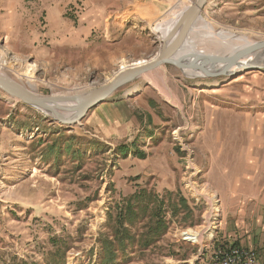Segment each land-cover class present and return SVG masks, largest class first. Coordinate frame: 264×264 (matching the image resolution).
<instances>
[{
    "label": "rangeland",
    "instance_id": "374dc122",
    "mask_svg": "<svg viewBox=\"0 0 264 264\" xmlns=\"http://www.w3.org/2000/svg\"><path fill=\"white\" fill-rule=\"evenodd\" d=\"M195 1L0 0V71L42 96L88 91L125 61L153 58L157 27ZM202 17L264 40V0H210ZM194 34L195 56H219ZM163 69L148 74L174 103L145 74L73 126L0 91V264H210L203 245L252 227L264 259V68ZM212 205L215 228L202 244L184 240L209 225ZM121 210L132 244L111 260L104 241L123 230ZM159 220L167 227L154 232Z\"/></svg>",
    "mask_w": 264,
    "mask_h": 264
},
{
    "label": "water",
    "instance_id": "95a60500",
    "mask_svg": "<svg viewBox=\"0 0 264 264\" xmlns=\"http://www.w3.org/2000/svg\"><path fill=\"white\" fill-rule=\"evenodd\" d=\"M209 1L196 0L184 11L177 29L167 41H164L159 52L153 58L146 63L132 65L127 69L120 70L110 82L104 85L82 93L42 96L13 78L0 74V91L10 95L23 104L32 106L51 116L61 125L73 126L83 120L91 109L107 102L122 87L164 65H174L182 71H201L205 74L204 77L230 76L232 74H227L226 70L232 66H242L241 71L263 69L264 65H261L259 62L252 64L249 62L252 59L248 58L256 51L264 50V40L257 41L255 44L227 56L177 57V54L183 47L186 36L195 22L202 17L204 8ZM246 58L247 61H242ZM208 65H222L223 68L221 71L214 72L207 68ZM69 104H74V109L77 111L75 116L67 117L64 114V112L70 110L69 107H66Z\"/></svg>",
    "mask_w": 264,
    "mask_h": 264
},
{
    "label": "bare ground",
    "instance_id": "6f19581e",
    "mask_svg": "<svg viewBox=\"0 0 264 264\" xmlns=\"http://www.w3.org/2000/svg\"><path fill=\"white\" fill-rule=\"evenodd\" d=\"M183 13H184L183 11H179L178 13L173 15L169 20H167L162 25L157 27V28L160 29L161 32H163L164 41H167L171 37V35L174 33V31L177 29L178 25L180 24L181 17L183 15ZM154 29H155V27H153V31H155ZM159 29H157V30H159ZM196 31H199V33H201V35L206 40L217 43L215 45L219 46L217 49H218V51H220V53H218V54L216 53V54L219 55V56L231 55V54H233L236 51H239L241 49H244V48L249 47V46H251V45L256 43L253 40L249 39L247 36L242 35V34H234L232 32H223V31H221V32L215 31L213 26L206 19H204L203 17H200L195 22V24L193 25L192 29L190 30V32H189L190 34L188 33L189 36L188 35L186 36V38L184 40L183 47L181 48V50L177 54V57H185V56L186 57L189 56V58L195 57V55H194L195 53L193 54V52L191 51L190 45H191V43H194V39H195V34L194 33ZM215 50H210L209 52L201 53L199 55L197 54V56L213 57L211 52L212 51L215 52ZM223 52L225 53L224 55H223ZM221 53H222V55H220ZM248 59H252L251 61H249L252 64L255 63V62H259L261 65H264V50L256 51ZM148 61L149 60H146V59H139V60H136V61L131 62V63H128V62L125 61L122 64L121 69H127L128 67H130L132 65H139V64L146 63ZM242 61H247V58L242 60ZM245 63H247V62H245ZM163 67L164 66H161V67L157 68L156 72L158 73L159 71H161L162 74H163V70H164ZM207 68L209 70H211V71L217 72V71H221L223 66L222 65H208ZM242 68H243L242 66H239V67L232 66L228 70H226V73L227 74L228 73L234 74V73H237V72L241 71ZM183 73L185 75H188V76H191V77L205 76L204 73H202L201 71H197V70H184ZM0 74L4 75L1 71H0ZM117 74H118V72L116 74H114L112 77H110L108 79V82H110ZM147 75L148 76H146V79L148 81V84H150L151 86L156 87L158 89L159 93L162 96L164 95V97L168 98L169 101L174 103L175 100L172 98V95L169 92V90H168L166 84L164 83V81L163 82H159V81H157L158 78H156V76L154 78V76H150V74H148V73H147ZM158 75H160V74H158ZM218 83L219 82H214V85H217ZM138 86L139 85L134 87V89L136 90V88ZM134 89L128 90L127 93L128 94L133 93L135 91ZM76 90H81V89H74L72 91H69L68 94H74ZM79 93H82V92H79ZM168 96H170L174 101L171 100ZM5 98L9 99V97H7V96ZM73 105H71V104H69L68 106L66 105V107L70 108V110L68 112H64V114L67 117L75 116V114L77 113V111H76V109H74ZM202 194H205L208 197V199L210 200V202H212L214 200V198L212 196H210L206 191L202 192ZM212 206H213L212 211H210L208 213L209 225L207 227H202V228L197 229V230H189L188 233H187L188 234L187 238L194 240L195 243L202 244L203 236L205 235V233L207 231L215 228V225H214V223H212L210 221V218H212L214 216V214L217 212V206L216 207H214V205H212Z\"/></svg>",
    "mask_w": 264,
    "mask_h": 264
},
{
    "label": "built area",
    "instance_id": "2783aa9c",
    "mask_svg": "<svg viewBox=\"0 0 264 264\" xmlns=\"http://www.w3.org/2000/svg\"><path fill=\"white\" fill-rule=\"evenodd\" d=\"M187 233L188 231H184L182 233L184 235L183 239L192 244H197L194 240L187 238ZM211 237L212 239L214 238L213 235H211ZM203 246H205L206 249H209L208 253L210 256V264H264V260L262 259L259 251L254 248L243 247L235 244H224L221 241L218 242L216 237L213 239V242Z\"/></svg>",
    "mask_w": 264,
    "mask_h": 264
},
{
    "label": "trees",
    "instance_id": "16d2710c",
    "mask_svg": "<svg viewBox=\"0 0 264 264\" xmlns=\"http://www.w3.org/2000/svg\"><path fill=\"white\" fill-rule=\"evenodd\" d=\"M171 195H173V193H171ZM141 200H143V197L141 198ZM179 201L181 203H183L186 207V209H188V212H191L189 206L187 205V200L185 199V197H180ZM139 209H143V211H145V208H143V206H141ZM128 214L130 216L133 215V212L131 210H129ZM160 215L158 214L157 217H159ZM119 220L120 221V226L119 229L122 228L123 230L117 231L115 232V234H113V239L107 238L104 241V247L107 248V250H109L108 252V256L111 258V260H113V258L115 257V254H117L118 251L120 250H125L128 247V244H132L127 243L125 241V239H127L129 237V230L127 229V227L124 225L122 218H123V210H121L118 214ZM132 225V224H131ZM167 227V224H165L163 221L159 220V222L157 223V225L154 227L155 230L154 232H156V230H165ZM117 229V230H119ZM145 242V246H149L151 241L149 239H146Z\"/></svg>",
    "mask_w": 264,
    "mask_h": 264
},
{
    "label": "crops",
    "instance_id": "0c3cea01",
    "mask_svg": "<svg viewBox=\"0 0 264 264\" xmlns=\"http://www.w3.org/2000/svg\"><path fill=\"white\" fill-rule=\"evenodd\" d=\"M148 16L153 17V16H158L153 13H149ZM246 232V231H244ZM244 232H231L227 231L224 233V235L221 238H217L216 240L219 242L223 240V242L228 243V244H235L243 247H248V248H254L256 249L258 244H259V236L255 235L256 233L254 232V227L251 228V235L247 236V233L245 234ZM257 236V237H256ZM263 259V258H262ZM264 260V259H263Z\"/></svg>",
    "mask_w": 264,
    "mask_h": 264
}]
</instances>
